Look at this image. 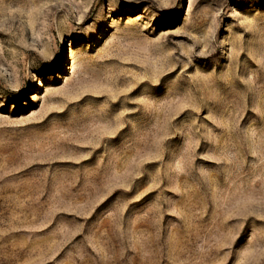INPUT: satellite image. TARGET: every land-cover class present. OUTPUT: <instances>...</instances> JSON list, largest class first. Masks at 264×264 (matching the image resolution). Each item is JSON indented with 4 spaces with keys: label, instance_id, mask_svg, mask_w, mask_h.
I'll return each mask as SVG.
<instances>
[{
    "label": "rangeland",
    "instance_id": "rangeland-1",
    "mask_svg": "<svg viewBox=\"0 0 264 264\" xmlns=\"http://www.w3.org/2000/svg\"><path fill=\"white\" fill-rule=\"evenodd\" d=\"M0 264H264V0H0Z\"/></svg>",
    "mask_w": 264,
    "mask_h": 264
}]
</instances>
